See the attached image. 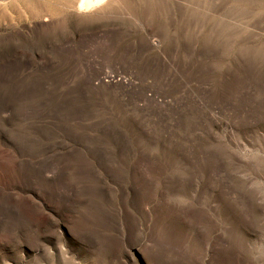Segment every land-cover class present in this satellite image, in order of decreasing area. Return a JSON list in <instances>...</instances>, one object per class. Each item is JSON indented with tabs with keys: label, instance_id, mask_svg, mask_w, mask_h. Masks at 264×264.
<instances>
[{
	"label": "rangeland",
	"instance_id": "1",
	"mask_svg": "<svg viewBox=\"0 0 264 264\" xmlns=\"http://www.w3.org/2000/svg\"><path fill=\"white\" fill-rule=\"evenodd\" d=\"M0 264H264V0H0Z\"/></svg>",
	"mask_w": 264,
	"mask_h": 264
},
{
	"label": "bare ground",
	"instance_id": "2",
	"mask_svg": "<svg viewBox=\"0 0 264 264\" xmlns=\"http://www.w3.org/2000/svg\"><path fill=\"white\" fill-rule=\"evenodd\" d=\"M102 1L103 0H79V8L82 10H89L100 4Z\"/></svg>",
	"mask_w": 264,
	"mask_h": 264
}]
</instances>
